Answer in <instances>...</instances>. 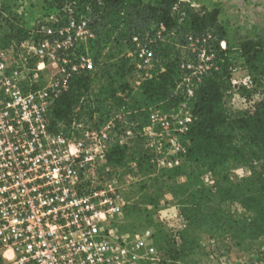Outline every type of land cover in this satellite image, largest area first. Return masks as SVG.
<instances>
[{"label": "rangeland", "instance_id": "rangeland-1", "mask_svg": "<svg viewBox=\"0 0 264 264\" xmlns=\"http://www.w3.org/2000/svg\"><path fill=\"white\" fill-rule=\"evenodd\" d=\"M179 2L220 10L219 20L227 31L222 46L229 56V74L224 75L226 106L233 115L246 113L251 101L244 88L250 92L258 88L264 69L249 72L240 44L247 39L264 43V0ZM53 3L54 0H0L2 17L24 29L20 38L9 39L5 36L9 28L0 17V59H6L10 82V90L1 96L8 113L1 108L0 151L3 140H111L112 144L124 146L126 153L116 165L106 164L96 156L95 166L84 176H25L24 183L118 186L125 207L111 228L138 264H264V236L251 241L242 235L236 245L228 237L219 236L222 230L217 228L227 218L248 215L240 201L222 205L227 216L220 213L217 191L220 186L251 176L253 165L231 160L213 170L207 161L196 164L194 159L183 158L178 165L160 161L162 156L171 160L176 155L173 140H178L187 152L193 123L189 121L185 129L192 114L188 101L168 110L163 101L146 100L142 90L144 78L155 68L156 48L152 45L158 38L167 37L164 27L155 28L154 35L147 32L144 38L134 35L131 40L120 42L118 28L108 24L96 31L89 17L77 15L70 5L57 9ZM179 47L182 68L191 70L185 82L188 90V78H200L217 62L214 52L206 49L213 50L207 37L202 41L191 37L187 45ZM125 55L129 60L121 62ZM87 62L98 73L93 96L100 102L99 109L93 115L82 111L79 119L68 126L61 122L51 124L50 105L57 84L74 64L84 67ZM130 65L135 69L128 73ZM111 82L116 86V96H124L130 103L128 109L119 101L106 99L112 90ZM18 87L21 92L16 95ZM140 107L147 114L139 112ZM158 140L165 142V149L159 150ZM38 154H49V150ZM87 166L91 167L88 163ZM198 205L202 208L191 212L195 218L189 225L183 207ZM147 229L148 238L144 237ZM182 236L189 240L185 246ZM141 238L145 243L137 248Z\"/></svg>", "mask_w": 264, "mask_h": 264}, {"label": "trees", "instance_id": "trees-1", "mask_svg": "<svg viewBox=\"0 0 264 264\" xmlns=\"http://www.w3.org/2000/svg\"><path fill=\"white\" fill-rule=\"evenodd\" d=\"M53 5L57 9L70 5L77 15L89 17L90 25L96 31L111 24V27L119 29L117 39L120 42L126 38L131 40L134 35L144 38L147 32L154 35L155 28L164 27V36L167 37L158 38L152 45L156 48L155 68L143 80L145 99L163 101L168 110L183 101L189 102L193 123L189 131L191 144L184 159H194L192 161L196 164L207 161L213 170L214 166L231 160L253 165L251 176L238 183L220 186L217 191L220 213L225 215L221 209L225 203L240 201L248 215L241 219L227 218L217 228L222 230L219 236L228 237L236 245L239 244L236 240L242 235L251 241L264 236V77L252 92L244 88L246 97L251 101L250 109L244 114L233 115L224 97V75L229 74V56L222 46V40H227V31L219 20L220 10L195 8L179 0H54ZM0 17L9 28L6 37L14 39L24 34V29L14 25L11 19L2 17V12ZM191 37L200 41L207 37L213 50L211 47L206 49L208 53L214 52L217 63L200 78H189L193 89L190 95L185 82L191 70L182 68V51L178 46L187 45ZM240 52L250 73L264 69V43L261 40H244L240 44ZM126 59L129 60L126 55L120 58L121 62ZM134 69L135 66L130 65L127 72ZM97 77V72L84 68L56 88L50 105L51 124L61 122L68 126L79 119L82 111L93 115L99 109L100 102L93 96ZM109 85L112 90L106 99L115 103L119 101L120 106L128 109L130 103L126 97L116 96L114 82ZM138 111L147 114L144 108L140 107ZM125 153L124 146L113 144L106 152L108 164L121 163ZM200 208L201 205L183 207L190 220L189 225L195 218L191 212ZM181 241L183 246L189 243L184 237Z\"/></svg>", "mask_w": 264, "mask_h": 264}, {"label": "built area", "instance_id": "built-area-1", "mask_svg": "<svg viewBox=\"0 0 264 264\" xmlns=\"http://www.w3.org/2000/svg\"><path fill=\"white\" fill-rule=\"evenodd\" d=\"M5 60L0 59V115L8 113L1 99L10 90ZM73 67L57 87L73 73L91 68L89 62L84 67ZM192 90L188 88L190 95ZM20 92L18 87L14 94ZM192 120L191 114L185 129ZM172 144L176 155L171 160L162 156L160 161L164 165H178L186 154L178 140ZM112 145L111 140H3L0 264H138L111 228L114 219L124 213L125 202L118 186L40 185L23 181L25 176L87 175L95 166L96 156L108 164L106 152ZM165 145L158 140L159 150L165 149ZM40 150H49V154L40 156ZM149 235L147 229L144 237ZM144 243V238L138 239L137 248Z\"/></svg>", "mask_w": 264, "mask_h": 264}]
</instances>
